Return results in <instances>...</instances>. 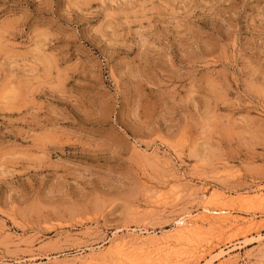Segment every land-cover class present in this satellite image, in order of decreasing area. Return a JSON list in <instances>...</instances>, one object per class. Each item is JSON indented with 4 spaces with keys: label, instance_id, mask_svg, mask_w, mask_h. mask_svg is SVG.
Listing matches in <instances>:
<instances>
[{
    "label": "rangeland",
    "instance_id": "obj_1",
    "mask_svg": "<svg viewBox=\"0 0 264 264\" xmlns=\"http://www.w3.org/2000/svg\"><path fill=\"white\" fill-rule=\"evenodd\" d=\"M208 204L238 221L178 263L264 264V0H0V264H121Z\"/></svg>",
    "mask_w": 264,
    "mask_h": 264
},
{
    "label": "bare ground",
    "instance_id": "obj_2",
    "mask_svg": "<svg viewBox=\"0 0 264 264\" xmlns=\"http://www.w3.org/2000/svg\"><path fill=\"white\" fill-rule=\"evenodd\" d=\"M211 212L213 214H217V215L210 214ZM229 221H235L236 222V221H238V219H237V217H234V216L228 214V212L226 210H224L222 208H216V209L211 208L210 205L208 204V205H205L203 207L201 215L190 213V216H188V217L183 216V217L178 218L176 221V224H175V228H173V230L170 229L167 231H163L164 234H162V235L159 234V236L157 235L158 237L155 235L149 236L150 231H148V230H145V229L137 230L134 228V230L131 229L133 232L130 231L131 233L127 234L126 236H123V235L118 236L117 235L113 241L116 242V244L118 246L121 245L123 247V250H122L123 253L122 254L120 253L121 256L119 254V257H118V258L121 257V260H123L121 262V264L123 262H124V264L125 263L126 264H140V263L141 264H173L172 263L173 261L169 260V257L172 256V254L170 256H168V253H170L171 250H174V249L176 250V248L171 249L170 251H169V249L175 247L177 244L179 245L180 242L179 243L176 242L177 244H172L173 240H175V239H172V237L177 236V239H178L181 236V239L180 238L179 239L182 241V235L184 237V234L186 235L188 233L190 236L192 235L191 236V238H192L196 234L201 235L202 233H199V232L202 230L203 231H209V230L212 231V229L214 230L216 228H221V227L225 226V224ZM203 235L205 236V233ZM129 236H130L129 239H132L135 241L139 240V242L137 244H132L128 247H124L128 244L126 239ZM188 238H190V237L188 236ZM195 238H197V237H195ZM168 239H169V243H167ZM177 239H176V241H177ZM197 239H199V238H197ZM170 241H172V243ZM169 244L172 247L169 246ZM181 244H182V242H181ZM179 249L181 250V248H179ZM175 250H174V252L176 253V251H177V253H178V254H175L177 256L176 259L173 258L175 260L174 262L176 264H179L178 262H184L186 259L188 260V258H186L184 256L185 251H184V253H182L183 251L181 253H179L180 250H176V251ZM183 250H184V248H183ZM220 252H221V253H219L220 256H221V254L224 255V254L228 253L225 250L220 251ZM97 256H98L97 254L96 255L92 254V255H90V257L88 259H84L85 260L84 262L88 261L87 263L90 264L89 262L91 260L97 258ZM133 256H135V257H133ZM137 257L139 258V260L135 259ZM132 258H134V259H132ZM140 260H142V261H140ZM147 261H148V263H147ZM93 262H91V263H93ZM185 262H187V261H185ZM180 264H182V263H180Z\"/></svg>",
    "mask_w": 264,
    "mask_h": 264
}]
</instances>
